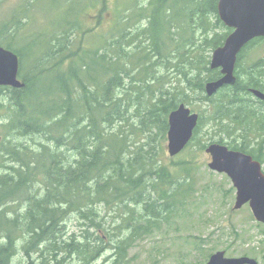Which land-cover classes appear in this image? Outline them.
Wrapping results in <instances>:
<instances>
[{
  "label": "trees",
  "instance_id": "16d2710c",
  "mask_svg": "<svg viewBox=\"0 0 264 264\" xmlns=\"http://www.w3.org/2000/svg\"><path fill=\"white\" fill-rule=\"evenodd\" d=\"M132 9L121 13L109 40L84 55L70 53L72 38L88 34L79 24L36 34L39 54L27 71V52L13 41L29 27V16L17 9L0 21V47L18 55L25 84L0 87L7 133L43 141L38 150L1 143L0 264H11L20 250L41 264H93L108 248L116 252L113 264H126L134 243L186 211L196 194L192 144L206 148L198 140L205 116L182 152L189 156L172 167L152 147L167 140L169 115L182 104L210 103L209 123L220 136L209 142L264 163V102L250 93L264 92V64L242 65L264 38L239 54L236 85L208 97L206 84L221 78L211 69L212 54L232 33L219 18L218 0H151ZM143 20L146 26L138 27ZM132 111L138 121L132 135L147 139L134 150L122 129ZM16 204L21 210L11 209ZM101 204L121 211L114 229L101 218ZM72 213L83 221L80 237L68 235ZM123 231L129 235L122 239Z\"/></svg>",
  "mask_w": 264,
  "mask_h": 264
},
{
  "label": "rangeland",
  "instance_id": "374dc122",
  "mask_svg": "<svg viewBox=\"0 0 264 264\" xmlns=\"http://www.w3.org/2000/svg\"><path fill=\"white\" fill-rule=\"evenodd\" d=\"M149 2L151 0H42L32 7H23L25 0H0V21L9 19L17 9L20 14L29 16V27L21 37L13 41L14 46L23 47L27 52L24 62L27 71L35 65L33 57L39 54L36 34L48 35L67 22L79 24L88 34L78 33L72 38L70 53L84 55L85 51L101 47L104 41L112 37L111 29L119 21L121 13L126 17L131 12L128 11L131 7H147ZM146 24L147 21L143 20L138 27L143 28ZM260 63L264 64V42L248 52L242 65L246 69ZM252 96L254 100H258ZM192 102L188 107L199 116L201 113L205 116L198 140L201 145H206L203 150L199 144H192L196 159V170L193 173L196 191L194 199L186 206V211L179 212L174 219L164 222L150 235L138 239L128 252L126 264H206L217 252H225L228 258L249 257L257 260L259 264H264V224L255 220L249 205L235 210L237 191L232 181L227 175L210 170L211 157L206 149L211 145V138L218 140L220 132L209 123L210 103L198 100ZM7 107L8 104L5 103V108L0 112V148L4 145L2 142L12 141L13 145H24L31 150H38L43 143L40 137H22L7 133ZM132 114L133 111L129 122L123 123L122 129L129 137L130 147L134 150L136 146L144 145L147 139L137 131L132 135L135 132L132 128L138 122L135 113ZM156 141L152 142V147L160 151V157L169 167L189 156L188 152H185L171 158L167 148L168 141ZM8 165L12 166L11 163ZM262 167L264 171V163ZM97 208L108 227L114 229L121 221L122 213L117 212L115 206L106 207L101 204ZM11 209L21 210L17 204ZM12 210L9 212L13 213ZM82 229L83 221L78 220L72 213L67 220L68 235L75 234L80 237ZM128 235L127 231L121 233L122 239ZM38 257L35 255L30 260L23 250H20L11 264H41L42 259ZM116 259L115 250L108 248L93 264H113ZM68 263L71 264L72 260Z\"/></svg>",
  "mask_w": 264,
  "mask_h": 264
},
{
  "label": "water",
  "instance_id": "95a60500",
  "mask_svg": "<svg viewBox=\"0 0 264 264\" xmlns=\"http://www.w3.org/2000/svg\"><path fill=\"white\" fill-rule=\"evenodd\" d=\"M218 15L232 33L211 58V69L220 70L221 78L208 82L205 93L215 96L226 86H235L238 56L253 40L264 38V0H218ZM20 60L17 54L0 47V87L22 89L19 78ZM250 93L264 102V92L251 89ZM200 116L182 104L169 115L167 135L171 158L180 155L190 144ZM211 157L209 168L227 175L236 189L235 210L249 205L255 220L264 224V171L262 164L251 155L234 151L225 145L211 144L206 149ZM206 264H259L249 257L228 258L225 252L213 254Z\"/></svg>",
  "mask_w": 264,
  "mask_h": 264
},
{
  "label": "bare ground",
  "instance_id": "6f19581e",
  "mask_svg": "<svg viewBox=\"0 0 264 264\" xmlns=\"http://www.w3.org/2000/svg\"><path fill=\"white\" fill-rule=\"evenodd\" d=\"M51 152V151H50Z\"/></svg>",
  "mask_w": 264,
  "mask_h": 264
}]
</instances>
